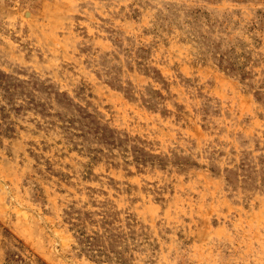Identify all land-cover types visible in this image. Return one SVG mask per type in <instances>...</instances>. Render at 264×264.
Returning <instances> with one entry per match:
<instances>
[{"label": "rangeland", "instance_id": "1", "mask_svg": "<svg viewBox=\"0 0 264 264\" xmlns=\"http://www.w3.org/2000/svg\"><path fill=\"white\" fill-rule=\"evenodd\" d=\"M0 264H264V0H0Z\"/></svg>", "mask_w": 264, "mask_h": 264}]
</instances>
